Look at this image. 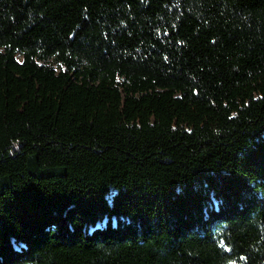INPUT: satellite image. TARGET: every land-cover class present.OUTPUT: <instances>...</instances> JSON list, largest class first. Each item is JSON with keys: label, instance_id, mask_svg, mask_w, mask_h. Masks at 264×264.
I'll return each instance as SVG.
<instances>
[{"label": "trees", "instance_id": "1", "mask_svg": "<svg viewBox=\"0 0 264 264\" xmlns=\"http://www.w3.org/2000/svg\"><path fill=\"white\" fill-rule=\"evenodd\" d=\"M0 264H264V0H0Z\"/></svg>", "mask_w": 264, "mask_h": 264}, {"label": "rangeland", "instance_id": "2", "mask_svg": "<svg viewBox=\"0 0 264 264\" xmlns=\"http://www.w3.org/2000/svg\"><path fill=\"white\" fill-rule=\"evenodd\" d=\"M17 57H18V59H20L19 55Z\"/></svg>", "mask_w": 264, "mask_h": 264}]
</instances>
